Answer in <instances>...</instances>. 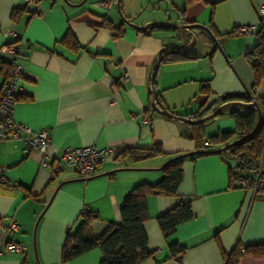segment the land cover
I'll use <instances>...</instances> for the list:
<instances>
[{
    "label": "crops",
    "instance_id": "1",
    "mask_svg": "<svg viewBox=\"0 0 264 264\" xmlns=\"http://www.w3.org/2000/svg\"><path fill=\"white\" fill-rule=\"evenodd\" d=\"M40 2L41 15L31 18L22 10V0H0V48L15 42L22 49L15 59L23 71L13 119L34 132L49 130L50 138L45 155L18 141L0 143V220L4 225L11 218L18 221L13 239L25 247L23 253L3 250L0 264H61L65 238L79 224L83 210L96 216L86 237L101 236L108 226L120 223V203L133 187L156 184L162 178L160 169L172 157L195 153L191 124L153 109L152 84L158 105L180 117L203 110L201 86L211 91L209 103L221 96L247 97L253 78L244 55L257 39L234 31L256 24L258 29V9L264 5V0H199L188 6L182 1L183 12L171 21L148 0H120V13L115 0L109 9L101 5L103 0ZM13 11L18 12L15 20ZM123 19L137 26L194 25L190 31L195 43L184 55L198 59L157 66L162 54L183 48L191 38L179 31L138 30ZM104 21L121 27L122 35L114 37ZM202 27L215 33L218 47ZM66 33L73 40L69 45L61 43ZM2 82L0 78V89ZM256 96L264 98V81ZM230 110L242 115L253 108H228L203 122L205 138L235 131ZM145 115L149 122L143 120ZM154 144L161 147L159 157L139 162L119 157L125 149L146 150ZM81 146L110 148L114 155L85 182L72 169L53 174L40 166L44 156L53 163L60 150ZM232 167L217 154L186 158L178 198H146L143 229L152 257L141 264H228L221 251L228 257L236 245L240 256L235 264H264V258L241 252L264 244V198L231 188ZM260 170L264 176V160ZM183 198L189 201L192 218L166 241L156 219ZM10 237L0 227V244ZM169 242L184 248L180 261L170 257ZM100 259V252L93 250L65 264H98Z\"/></svg>",
    "mask_w": 264,
    "mask_h": 264
},
{
    "label": "trees",
    "instance_id": "2",
    "mask_svg": "<svg viewBox=\"0 0 264 264\" xmlns=\"http://www.w3.org/2000/svg\"><path fill=\"white\" fill-rule=\"evenodd\" d=\"M199 0H183L184 5L188 6ZM183 11H181L182 13ZM18 12L13 11L11 18L16 19ZM103 27L110 32H114V37L122 35L121 27H113L104 21ZM149 29H162L159 27H151ZM165 31H172L162 29ZM212 35L215 33L209 29ZM257 43L253 50L244 55V59L248 64L253 84L249 90L247 97L239 96H221L209 103L211 91L207 86H201L198 99L200 100V112L185 115L184 117L191 120H197L209 115L220 105L230 101H243L249 103L252 90L257 89L262 81H264V23H260L256 35ZM62 44L73 43L69 33L63 37ZM198 57H188L183 55H164L162 54L157 64H167L173 62H181L187 60H195ZM11 63L0 56V78L5 81L9 77ZM155 83L152 87L154 90ZM252 95V96H251ZM256 97V103L259 107L260 122H258V113L251 110L246 114H238L234 110H230L229 116L234 120L235 131L218 133L215 136L205 138L203 124L191 125V139L197 144L198 150L191 155H176L171 158L160 169L162 178L153 185L139 184L133 187L129 193L123 198L119 206L120 223L110 225L104 233L97 238H87L86 233L89 230L90 222L96 218L95 214L83 210L80 215V222L73 232H68L67 237L61 251V264L68 263L88 252L98 250L101 259L98 264H141L143 261L152 257V253L147 247V236L143 229V223L148 219L146 198L148 196H168L178 198V188L182 181V163L187 158L192 161L195 158L217 154L224 159H232L234 167L229 168V182L233 176L241 177L243 175L254 174L264 160V98ZM24 99V98H23ZM19 98L15 97V102ZM162 107V105H160ZM164 108V107H163ZM167 110V109H166ZM168 111V110H167ZM173 118H180L179 115L168 111ZM256 128V130H254ZM237 141L228 149L221 152L219 149H212L217 146H226L229 143ZM207 142V145H205ZM206 148V149H203ZM222 148V147H221ZM161 147L154 144L151 149H125L119 157L127 158L130 162H139L145 159H151L161 156ZM260 179L264 181L262 172ZM263 190H259L254 196H261ZM182 200V199H181ZM192 213L189 201L187 203H179L169 210L167 213L156 219L158 229L164 238L168 241L174 234L176 228L191 220ZM170 257L176 261H180L184 248L175 242L168 243ZM243 254L253 258H264V244L246 247L242 251ZM222 256L228 264H235L240 256L238 245L232 250L227 257L221 251Z\"/></svg>",
    "mask_w": 264,
    "mask_h": 264
},
{
    "label": "built area",
    "instance_id": "3",
    "mask_svg": "<svg viewBox=\"0 0 264 264\" xmlns=\"http://www.w3.org/2000/svg\"><path fill=\"white\" fill-rule=\"evenodd\" d=\"M23 11L29 13L31 18L41 15L40 0H22ZM101 4L107 9L113 6V0H103ZM264 23V5L258 9V25ZM257 32L256 25L239 26L234 33L238 36L248 37L255 36ZM21 46L18 43L5 44L0 48V56L11 63L9 77L2 82L0 89V143L3 141H18L25 148L39 151L45 155L46 149L50 146L49 130L41 129L37 132L25 124L16 122L13 119V107L15 105L16 91L18 81L22 75V67L15 62V59L21 54ZM122 80L127 81V75H122ZM257 89L252 90L250 102L256 101ZM251 95V96H252ZM153 109L157 106L152 101ZM145 122L150 121V116L145 115ZM207 145V142H205ZM114 155L110 148L98 149L95 146H81L77 148H65L60 150L59 157L53 163L46 159V156L40 162V166L44 169H51L53 174L61 172L63 169L74 170L85 182L93 177L100 169L101 165ZM260 168L251 175H243L241 177L233 176L231 185L235 189L249 191L252 196L259 190H263L261 196L264 198V181L260 179ZM3 171L0 169V182H3ZM182 203H187L188 199L183 198ZM4 220H0V227L6 231L11 237L0 244V255L2 251L13 253H23L25 247L16 243L13 239L14 233L18 229V221L14 218L8 220L7 224H3ZM242 252V250H241Z\"/></svg>",
    "mask_w": 264,
    "mask_h": 264
},
{
    "label": "water",
    "instance_id": "4",
    "mask_svg": "<svg viewBox=\"0 0 264 264\" xmlns=\"http://www.w3.org/2000/svg\"><path fill=\"white\" fill-rule=\"evenodd\" d=\"M115 1H116V9L120 13V11H119V8H120V0H115ZM123 22L126 25H128L129 27H132V28H135V29H138V30H145V29H148V28H151V27H159V28H162V29H168V30H172V31H179L180 33H184V34L188 35L191 38V43L190 44L184 46L181 49H173V50L166 51L164 53V55H183L195 43V38L193 37V34L190 31V29L194 25H176V24H164V23H149V24L144 25V26H137L135 24H132V23L128 22L125 19H123ZM202 29L207 33V35L210 37L211 41L218 47L219 44H218L216 38L209 31V29L206 28V27H202ZM154 76H155V72L153 73L152 78H154ZM153 100L156 102L157 106L159 107V109H157L155 107L154 110L160 112L161 114H163V115H165L167 117H172V115L165 108H163L160 105H158L157 97H156V94L154 93V90H153ZM234 107H251L254 110H256L257 113H258V122H257V125H256V128H257V126L259 125V122H260V112H259V107H258V105H257L256 102H253V103H245L244 102L243 103V102H240V101H230L228 103H225V104L220 105L212 113H210L209 115L204 116V117H202L200 119L190 120V119H187L185 117H180V118H177V119H180L181 121H183V122H185L187 124H191V125L192 124H202L203 122H205V121H207L209 119H212V118L216 117L223 110L228 109V108H234ZM256 128L254 130H256ZM236 142L237 141H234L232 143H229L228 145L220 148L219 151H221V152L225 151L226 149H228L231 145L235 144Z\"/></svg>",
    "mask_w": 264,
    "mask_h": 264
},
{
    "label": "rangeland",
    "instance_id": "5",
    "mask_svg": "<svg viewBox=\"0 0 264 264\" xmlns=\"http://www.w3.org/2000/svg\"><path fill=\"white\" fill-rule=\"evenodd\" d=\"M139 0H136V2ZM183 0H148L150 2V5L158 9L161 13L167 12L168 13V20L176 21V16L180 14V5ZM131 2L136 4L135 0H131ZM145 2V0H143ZM166 17V15H164ZM227 161L230 163L231 166H234V161L232 159H227Z\"/></svg>",
    "mask_w": 264,
    "mask_h": 264
}]
</instances>
